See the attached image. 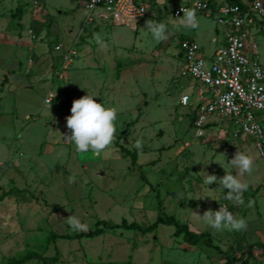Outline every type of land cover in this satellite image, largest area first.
I'll list each match as a JSON object with an SVG mask.
<instances>
[{
	"label": "rangeland",
	"instance_id": "1",
	"mask_svg": "<svg viewBox=\"0 0 264 264\" xmlns=\"http://www.w3.org/2000/svg\"><path fill=\"white\" fill-rule=\"evenodd\" d=\"M179 2L151 1L142 25L157 20L169 28L168 38L155 42L146 27L133 31L115 21L99 25L98 35L82 0H0V264L227 262L226 254L189 244L167 224L78 237L100 220L148 228L162 212L209 231L238 259L264 243V145L217 114L203 130L196 127L199 85L183 67L180 41L197 30L211 52L222 29L204 15L196 29L180 26ZM257 40L264 64V32ZM87 94L117 110L113 142L100 154H81L66 140L73 101ZM184 95L192 99L187 105ZM126 150L137 152L135 165ZM238 151L253 158V171L239 177L249 187L236 205L205 177H223V167L238 174L226 164ZM221 205L243 217L247 229L218 231L196 216ZM71 215L82 230L70 227ZM254 252L250 264H264V250Z\"/></svg>",
	"mask_w": 264,
	"mask_h": 264
},
{
	"label": "built area",
	"instance_id": "2",
	"mask_svg": "<svg viewBox=\"0 0 264 264\" xmlns=\"http://www.w3.org/2000/svg\"><path fill=\"white\" fill-rule=\"evenodd\" d=\"M84 1L90 22L97 18L115 21L138 31L152 0ZM183 8H194L197 17L215 20L225 33L224 43L211 58L196 39L180 41L183 67L199 85L196 127L203 130L209 117L217 114L231 120L242 135L255 137L264 145V64L257 51V36L264 32V0L222 6L210 0H182L174 16H182ZM191 100L184 95L181 102L187 105Z\"/></svg>",
	"mask_w": 264,
	"mask_h": 264
},
{
	"label": "clouds",
	"instance_id": "3",
	"mask_svg": "<svg viewBox=\"0 0 264 264\" xmlns=\"http://www.w3.org/2000/svg\"><path fill=\"white\" fill-rule=\"evenodd\" d=\"M183 13L179 21L180 26L188 29L199 27V20L194 8H183ZM146 29L144 31L150 33L155 42L164 41L168 38L169 28L164 22L149 20L147 21ZM96 41L98 44H103L99 36L96 37ZM95 97V95L87 94L74 100L71 107V115L67 117L66 121L67 128L71 131L70 136H67L66 140L74 144L76 151L81 154L89 152L100 154L112 144L116 132L117 110L112 107H105L103 103L96 102ZM135 146L140 149L142 144L137 141ZM226 164H230L234 169H237L238 174L233 175V172L229 173L223 167L226 170V174L223 177L218 178L216 175L207 174L205 183L209 186L214 182H218L220 188L217 190L223 193L228 201L239 205L243 203V193L249 187L239 177L252 173L253 158L238 151L235 157ZM224 189H228L227 193L224 192ZM207 197L215 199L212 196ZM196 216L203 224L218 231L226 229L238 232L246 230L248 227L247 221L243 217L235 216L224 205H221L219 210L209 209L203 215L196 214ZM67 219L73 230H82L84 228L81 221L74 215Z\"/></svg>",
	"mask_w": 264,
	"mask_h": 264
},
{
	"label": "trees",
	"instance_id": "4",
	"mask_svg": "<svg viewBox=\"0 0 264 264\" xmlns=\"http://www.w3.org/2000/svg\"><path fill=\"white\" fill-rule=\"evenodd\" d=\"M212 3H215L213 0H210ZM229 3L234 4H243L242 2L232 0ZM128 154L132 157L133 165H135L138 161V154L136 151L126 150ZM146 179V178H145ZM159 224H167L175 226V235L183 236L185 241L191 245H205L211 248L218 250L220 253L226 254L227 262L225 264H237L238 261H242L241 264H250L249 260L254 257V250L256 247L264 250V243H257L255 245H250L248 247V259H238L234 253L231 255L229 251H224L219 245H217L214 241L212 234L209 231L197 232L190 228V226L186 223H182L178 218L174 215L167 214L166 212H162L158 221L149 226L148 228H144L141 224L137 222L129 223L127 220H123L122 223H110L105 220H100L97 222L96 227L89 232H85L79 234L78 237H87L94 238L96 236L102 235L109 230H117V229H125V230H135L141 231L143 233L153 231ZM25 260V259H23Z\"/></svg>",
	"mask_w": 264,
	"mask_h": 264
},
{
	"label": "crops",
	"instance_id": "5",
	"mask_svg": "<svg viewBox=\"0 0 264 264\" xmlns=\"http://www.w3.org/2000/svg\"><path fill=\"white\" fill-rule=\"evenodd\" d=\"M180 1H182V0H180ZM218 6H222V5H225V4H227V3H229L230 1H232V0H213ZM234 1V0H233ZM236 1H239V2H242V3H248L250 0H236ZM82 3H83V6L85 7V1L84 0H82ZM180 3V2H179ZM85 9H86V7H85ZM87 10V9H86ZM87 13H88V11H87ZM183 16V15H182ZM201 16H203V15H201ZM201 16H199V17H201ZM87 17H88V14H87V16H86V19H87ZM181 17V16H180ZM198 17V18H199ZM206 17V16H205ZM207 19H211V18H208V17H206ZM215 21V20H214ZM101 22V23H100ZM104 22H107V21H103L102 19H96L94 22H91V25L93 26V25H98L97 26V30H96V32H97V34L98 35H101V31H100V27H99V25H102V23H104ZM88 24H90V23H88ZM218 26V25H217ZM144 27H146L145 25H142V28H144ZM220 29H222V28H220ZM134 31V30H133ZM196 31L197 30H195L194 31V37L193 36H188V37H185V38H193V39H196L197 40V36H196ZM219 32V31H218ZM219 40H220V46L224 43V40H225V33H224V31L222 30V37L221 38H218V36L216 37V36H214V38H213V41L214 42H219ZM198 41V40H197ZM219 46V47H220ZM203 47V51H204V53H205V55L207 56V57H209V58H211L212 56H213V54L215 53V51L217 50V48L218 47H216L213 51H211V52H207L206 50H205V48H204V46H202ZM85 60V59H84ZM87 62V64H91L92 63V59L90 58V59H86L85 61H84V65H85V63ZM83 65V68H85V67H87L88 65H86V66H84ZM213 122V121H212Z\"/></svg>",
	"mask_w": 264,
	"mask_h": 264
}]
</instances>
